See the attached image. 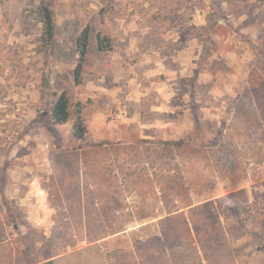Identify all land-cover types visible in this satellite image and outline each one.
Returning a JSON list of instances; mask_svg holds the SVG:
<instances>
[{
    "label": "rangeland",
    "instance_id": "1",
    "mask_svg": "<svg viewBox=\"0 0 264 264\" xmlns=\"http://www.w3.org/2000/svg\"><path fill=\"white\" fill-rule=\"evenodd\" d=\"M42 3L55 20L48 49L40 39ZM86 25L90 44L76 84ZM99 31L111 49L98 47ZM62 90L73 111L84 106L83 141L72 136L75 116L64 124L49 116ZM163 141L187 142L199 153L164 149ZM16 155L31 167L33 157H50L56 174L48 182L56 223L22 229L34 257L81 246L86 232L93 241L132 218L144 223L163 214L166 202L212 200L196 216L193 237L175 220L164 222L171 227L164 241L153 222L131 236H105L77 263L264 264V254H255L264 243V0H0V172ZM78 175L86 229H70L81 225ZM182 177L192 179L189 193L182 184L168 187L167 179ZM7 230L0 221V238Z\"/></svg>",
    "mask_w": 264,
    "mask_h": 264
},
{
    "label": "crops",
    "instance_id": "2",
    "mask_svg": "<svg viewBox=\"0 0 264 264\" xmlns=\"http://www.w3.org/2000/svg\"><path fill=\"white\" fill-rule=\"evenodd\" d=\"M4 160H7L5 161L6 170L0 172V221H2V228L8 230L6 231V235L0 238V264H78L76 258L78 257L82 260L83 254L85 256L84 249L86 250L94 245L97 246V244L105 240L106 237L102 234L93 241H90L88 240V232H86L84 238L78 237L77 239V243L81 244V246L69 249L61 254H53L43 258L31 255L30 251L35 249L34 242L28 239L26 233L22 229L24 227L37 228L41 226H48L51 228L56 223V217H52L56 209H54L49 202L50 197L53 196V194H51L52 188L50 189L51 185L48 183L50 180H56V174L48 170L53 163L50 157L45 156L32 158L33 162L37 164L36 167L30 166L31 162L29 164V157L27 156H8ZM80 176L78 175L76 178L75 186L77 188L79 200L77 211L80 213L79 219L81 225H71L70 229L76 227L86 229L89 225L88 210H86L87 206L85 205L88 201L85 198L87 193L85 194V189L81 181L82 178ZM59 185L60 190L58 187L56 188L57 191L63 192V187L57 182V186ZM248 187L249 186H242L238 189H244L246 193H249ZM98 200L97 198V201L94 200L92 203L93 206L95 205L94 207L98 206ZM66 216L64 221H70L71 217L68 215ZM163 218L164 215L160 214L154 218L151 217L149 220L145 221L146 223L139 222L138 224H134L136 219L132 218L130 225H124L126 230L116 232L112 236L114 239L120 238V236H131L138 228L153 222L160 223ZM222 223L225 224V220L222 221ZM257 230H259L258 227L255 228V231ZM73 237L77 238L76 235H73ZM263 246L264 243H262L260 247L256 245L255 254H264ZM131 247L135 252L136 248L133 241L131 242ZM198 249L200 250V247H198ZM27 254L30 256L25 257ZM201 262L203 263V261Z\"/></svg>",
    "mask_w": 264,
    "mask_h": 264
},
{
    "label": "trees",
    "instance_id": "3",
    "mask_svg": "<svg viewBox=\"0 0 264 264\" xmlns=\"http://www.w3.org/2000/svg\"><path fill=\"white\" fill-rule=\"evenodd\" d=\"M38 13L40 15V20L42 22V32H41L40 39L42 40V43L44 44V46H46L48 49L53 44L54 38H55L54 16H53L51 8L45 3H42L39 6ZM90 33H91L90 26L86 25L81 30L78 36V40H77L78 41V62L74 68V79H75L76 84H81L83 82V70H84L85 61L87 58L89 44H90ZM97 41H98V47L101 50H108V49H111L113 46L111 38L101 31L97 33ZM83 108L84 106L81 103H78L77 107L75 108V111H73L68 91L62 90L57 95L56 99L52 102L50 111H49V116L52 122L55 124H64L68 122L70 119H72L73 116H75L73 127H72V136L76 140L83 141L86 139L87 133H88V126L83 116ZM161 144L164 145L163 147L164 149H168V150L169 149L172 150L174 146H178V148H185L183 150L184 152H190L196 155H198L199 153V151L195 150L194 148L188 147L189 143L187 142L163 141L161 142ZM183 164H184L183 171H188L189 168L191 167V163H189L188 161H185V163ZM155 173L156 172H153L152 174L154 175ZM167 180H168V187L170 189H172L175 186V183L182 184L181 190L188 192V193L192 188L190 184V181L192 179L189 177L188 178L182 177L180 179L170 178ZM177 195L181 197V193H178ZM213 206H214V202L212 200L197 203V204L187 202L181 205H176V203L170 205L168 202H166L165 211L163 213L164 218L159 223L161 228H163V229H160L159 231L161 238L165 241L167 237H169V232H170L169 228H171L169 227L167 230H165L164 222L175 221V220L180 222L179 224L180 233L182 231L183 233L189 234L190 236H192L191 233L193 232L196 235L197 230H198L196 228L198 224L195 219L196 216H198V213L201 214L203 210H206L207 208H211ZM109 214H110V211L101 213L102 217H105L106 220L109 217L108 216ZM123 230H126L124 226H118L116 229H112V231H109L108 233H106V235L104 233V236H110L116 232L123 231ZM194 243L195 242H193V244ZM195 248H196L195 251L197 252V255L200 256L199 249L197 247ZM167 264H172L170 259L168 260Z\"/></svg>",
    "mask_w": 264,
    "mask_h": 264
}]
</instances>
